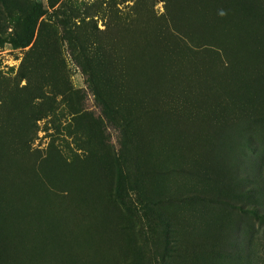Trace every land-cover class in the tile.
<instances>
[{"label": "rangeland", "instance_id": "rangeland-1", "mask_svg": "<svg viewBox=\"0 0 264 264\" xmlns=\"http://www.w3.org/2000/svg\"><path fill=\"white\" fill-rule=\"evenodd\" d=\"M0 264H264V0H0Z\"/></svg>", "mask_w": 264, "mask_h": 264}, {"label": "trees", "instance_id": "trees-1", "mask_svg": "<svg viewBox=\"0 0 264 264\" xmlns=\"http://www.w3.org/2000/svg\"><path fill=\"white\" fill-rule=\"evenodd\" d=\"M32 22L29 17L24 19L23 24L21 25L20 36L15 39H10L7 41L0 40V44L8 43L13 48H24L30 42L32 38Z\"/></svg>", "mask_w": 264, "mask_h": 264}]
</instances>
